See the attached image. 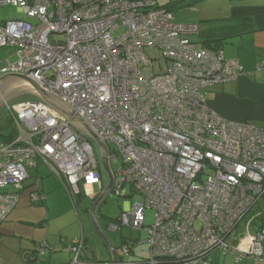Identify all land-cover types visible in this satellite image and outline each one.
<instances>
[{
	"label": "built area",
	"instance_id": "2783aa9c",
	"mask_svg": "<svg viewBox=\"0 0 264 264\" xmlns=\"http://www.w3.org/2000/svg\"><path fill=\"white\" fill-rule=\"evenodd\" d=\"M5 6L26 19L0 22V48L17 49L0 76L34 80L107 145L111 165L120 163L112 193L141 197L118 222L147 232L144 264H216L218 252L264 259V232L248 236L243 250L233 247L264 197V129L224 119L206 95L237 81L239 63L193 42L199 25L173 23L157 0H0ZM6 107L16 136L0 141V223L19 201L8 188L20 189L40 164L62 180L75 208L83 187L103 183L94 144L52 107L41 100ZM147 211L154 223L146 227ZM83 245L81 238L66 247L70 264H84ZM48 248L37 245L41 256Z\"/></svg>",
	"mask_w": 264,
	"mask_h": 264
},
{
	"label": "crops",
	"instance_id": "0c3cea01",
	"mask_svg": "<svg viewBox=\"0 0 264 264\" xmlns=\"http://www.w3.org/2000/svg\"><path fill=\"white\" fill-rule=\"evenodd\" d=\"M171 1L175 0H166L163 5ZM200 3H207L206 6L228 7L229 14L224 19L216 20V27L224 24H237L247 19L245 21L250 25L249 27L254 28L253 32L237 36L223 46L222 51L225 59L239 63L243 68V74L237 81L209 88L206 94L208 106L228 121L254 122L257 118L263 120L264 81L258 80L256 67L264 60V0H204ZM209 52L213 53L210 50ZM32 192V190L29 191L28 201ZM21 195L16 208L7 221L0 224V264H70L73 255L65 250L67 246L65 244L70 240L75 241L79 237L78 232H66L65 237L56 235L52 230V222L55 217L51 214L50 204L47 205V198L45 205L37 208L30 205L25 200L26 198ZM38 212H40L39 218L36 215L35 218L30 219V213L37 214ZM251 226V223L248 224L246 233L237 234L233 247L240 250L245 249L244 240L248 236H254L260 229L264 231V226H258L251 233L249 231ZM43 242L47 243L51 250L47 252L46 262L39 263L36 247L37 244ZM133 245L136 246V244ZM87 247L85 248L86 251H83L84 254L81 253L83 254L82 262L84 264H103L88 257ZM231 255L236 257L234 254ZM130 257L133 258H129L128 261H125L126 257H124L119 264H130L131 261L145 260L148 255L142 256L139 253L137 256L133 250V255H130ZM243 259L255 261L253 264H264V259L242 258L237 261L235 258L236 263L242 262ZM248 260L245 264H252ZM105 263L111 264V260ZM160 264L174 263L165 260L161 261Z\"/></svg>",
	"mask_w": 264,
	"mask_h": 264
},
{
	"label": "rangeland",
	"instance_id": "374dc122",
	"mask_svg": "<svg viewBox=\"0 0 264 264\" xmlns=\"http://www.w3.org/2000/svg\"><path fill=\"white\" fill-rule=\"evenodd\" d=\"M166 0H159V4L163 5ZM207 3H200L198 6H183L180 9H176L172 12V21L175 24H198L202 31H208L210 28L216 26V20L224 19L229 10L227 6H206ZM203 5V6H202ZM205 5V6H204ZM26 16L24 13L20 12L17 8L11 6H5L0 8V22L6 21H15V20H25ZM124 29L121 28L115 33L118 35ZM199 34L190 37L193 42L199 41ZM16 48L6 47L0 48V69L10 62H15L16 58ZM257 78L259 81H264V70H257ZM36 98L31 95H18L0 106V135L9 134L13 130V125L10 119L9 111L6 107L12 106L18 103H21L26 100H31ZM253 122V121H252ZM259 128L264 129V118L263 120L255 119L253 122ZM94 144V143H93ZM94 149L97 157H99V149L94 144ZM119 164H113L112 169L117 172L119 169ZM31 178L25 182L23 193L20 195L26 198L28 201L29 191L35 189L34 184L36 180L39 181L41 187L44 188V194L47 198V205L51 208V214L55 217L52 222V230L56 235L66 236V232L72 231L74 233L77 231L79 236L76 239L81 238L82 231L86 238L87 243V255L94 261L105 262L111 260L110 252L107 246L103 243L101 238L98 236L97 231L92 223L91 210L92 206L101 195L103 190L107 185V178L103 170L101 169L103 185H96L92 187H83L82 196L79 198V204L74 208L71 200L68 197L65 186L62 181L56 176L51 169L40 164L37 169L29 170ZM27 188V189H26ZM123 190L127 191L128 194H132L129 186L125 187ZM7 191L13 192L12 188H8ZM141 201V197L137 194H133L131 197H118L116 192L110 193L106 199L101 203L97 211V221L101 227L105 237L111 243V245L117 250L120 256H123V244L128 242L129 246L133 248L135 254L145 256L149 255V246L141 244L145 242L147 237V232L136 231L127 226H121L118 222L119 217L122 215L125 210L126 205H134ZM33 207L31 200L28 201ZM71 211H69L68 210ZM31 218L40 217V212L37 214L30 213ZM74 216V217H73ZM154 223V211L146 212V227L151 226ZM252 224L249 231L252 233L256 227L264 226V197H262L251 209V211L245 216L244 220L240 223L239 227L236 229V234L246 233L248 224ZM112 226L119 227L117 231H112L110 228ZM264 229V228H263ZM264 232V231H263ZM131 241V242H130ZM72 241L68 242L65 245H69ZM136 244L134 246L133 244ZM63 247V246H62ZM86 251V250H85ZM133 255V254H132ZM131 255V256H132ZM39 263H42V257L40 254H37ZM129 256V255H128ZM48 256L45 258L47 259ZM216 264H245L246 260L243 259L242 262L236 263V260L233 255L227 254L224 255L222 252H218L216 255ZM129 258L126 257L125 261H128ZM248 262H255L248 260Z\"/></svg>",
	"mask_w": 264,
	"mask_h": 264
},
{
	"label": "water",
	"instance_id": "95a60500",
	"mask_svg": "<svg viewBox=\"0 0 264 264\" xmlns=\"http://www.w3.org/2000/svg\"><path fill=\"white\" fill-rule=\"evenodd\" d=\"M18 95H31L52 107L59 115L69 121L78 131L83 133L99 149L101 167L107 178V185L92 206V223L98 236L107 246L111 255V264H119V254L105 237L97 221V211L106 197L112 193L115 175L112 169L109 150L103 140L90 128L87 122L68 104L43 90L38 83L22 74H6L0 76V106Z\"/></svg>",
	"mask_w": 264,
	"mask_h": 264
},
{
	"label": "trees",
	"instance_id": "16d2710c",
	"mask_svg": "<svg viewBox=\"0 0 264 264\" xmlns=\"http://www.w3.org/2000/svg\"><path fill=\"white\" fill-rule=\"evenodd\" d=\"M202 1H204V0H175V1L169 2V3L165 4V5H160L159 4V0H157V6H159L160 8L166 9L169 13L172 14V12L174 10H176V9H180L183 6H185V7L186 6H195V5H197L198 3L202 2ZM245 20H247V19H245ZM245 20H242L241 22H238L237 24H224V25L217 26V27L215 26L214 28H211L208 31H202L201 28H200V31L198 33L199 34L198 36H199L200 43H198V42H196V43L199 46H201L202 48L207 49L208 51L209 50L210 51H213V53H216L218 51H222L223 46L226 43L230 42L231 39H233V38H235L237 36L244 35V34L249 33L251 31L253 32L254 28L249 27L250 25ZM206 94H207V91H206ZM31 100H37V99L36 98H32ZM26 101H28V100H26ZM11 122H12V120H11ZM15 136H16V132L13 129L9 134L0 135V141H7V142H9V141L13 140L15 138ZM30 178H31V175L29 176V178L27 180H29ZM25 182L22 184V186H21L20 189H17L16 190V189L12 188L13 189V192L18 193L19 197H20L21 192H23ZM34 187H35V189H32L33 192L31 193V198H30L32 204H34L35 206H44L45 203H46V196L43 194L41 184L39 183L38 180H36V183L34 184ZM38 194H40L42 197L45 198L41 203H35L32 200L33 199V196L34 195H38ZM81 196H82V193L79 196V198ZM79 198H78V204H79ZM10 214H9V216H10ZM8 217L6 218L5 221H7ZM5 221L1 222L0 224L4 223ZM118 221H119V219H118ZM258 232H263V230L260 229ZM81 238L84 241V245L82 247L81 253L84 254L85 248L87 246V243H86V238H85V235H84L83 231H82ZM81 238L76 239V240H80ZM135 244H138V243H135ZM67 246H69V245H67ZM123 247H128L129 248V250L131 251L130 254H129V256L133 254V249L129 246V243L128 242H124ZM50 250H51V248L49 247L48 250H47V252H50ZM36 251H37L38 254H40L38 252V250H37V247H36ZM47 252H45L44 256H41V254H40V256L42 257V263H45L46 262V258L45 257L47 256ZM83 254H81V256H80V261H82ZM124 257H128V256H126L125 254H123V256H119V260H123ZM146 260L147 259H145V260H138V261H131V262L133 264H144Z\"/></svg>",
	"mask_w": 264,
	"mask_h": 264
},
{
	"label": "clouds",
	"instance_id": "9594fccd",
	"mask_svg": "<svg viewBox=\"0 0 264 264\" xmlns=\"http://www.w3.org/2000/svg\"><path fill=\"white\" fill-rule=\"evenodd\" d=\"M38 100V99H37ZM40 101V100H39ZM104 183V182H103ZM103 183H102V185H103Z\"/></svg>",
	"mask_w": 264,
	"mask_h": 264
},
{
	"label": "flooded vegetation",
	"instance_id": "af4514ba",
	"mask_svg": "<svg viewBox=\"0 0 264 264\" xmlns=\"http://www.w3.org/2000/svg\"><path fill=\"white\" fill-rule=\"evenodd\" d=\"M102 185V184H101Z\"/></svg>",
	"mask_w": 264,
	"mask_h": 264
}]
</instances>
